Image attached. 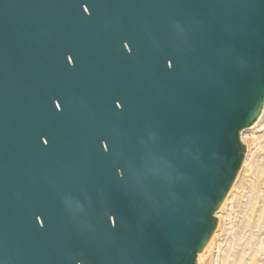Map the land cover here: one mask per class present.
Listing matches in <instances>:
<instances>
[{"label":"water","instance_id":"1","mask_svg":"<svg viewBox=\"0 0 264 264\" xmlns=\"http://www.w3.org/2000/svg\"><path fill=\"white\" fill-rule=\"evenodd\" d=\"M264 105V0H0V264H199Z\"/></svg>","mask_w":264,"mask_h":264},{"label":"rangeland","instance_id":"2","mask_svg":"<svg viewBox=\"0 0 264 264\" xmlns=\"http://www.w3.org/2000/svg\"><path fill=\"white\" fill-rule=\"evenodd\" d=\"M241 140L245 159L216 212L219 224L197 256L199 264H264V105Z\"/></svg>","mask_w":264,"mask_h":264}]
</instances>
